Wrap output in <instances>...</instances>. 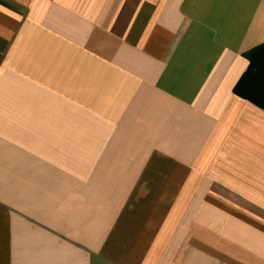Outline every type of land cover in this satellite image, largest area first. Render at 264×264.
I'll list each match as a JSON object with an SVG mask.
<instances>
[{
	"label": "crops",
	"instance_id": "1",
	"mask_svg": "<svg viewBox=\"0 0 264 264\" xmlns=\"http://www.w3.org/2000/svg\"><path fill=\"white\" fill-rule=\"evenodd\" d=\"M0 264H264V0H0Z\"/></svg>",
	"mask_w": 264,
	"mask_h": 264
}]
</instances>
